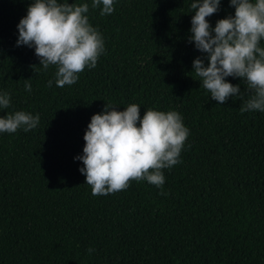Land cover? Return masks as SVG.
I'll return each mask as SVG.
<instances>
[{"label": "trees", "instance_id": "1", "mask_svg": "<svg viewBox=\"0 0 264 264\" xmlns=\"http://www.w3.org/2000/svg\"><path fill=\"white\" fill-rule=\"evenodd\" d=\"M32 2L0 0V92L11 98L0 116L40 118L27 132L0 133V264H264V112H241L252 95L244 79L225 78L240 94L224 104L201 86L193 61L208 60L190 41L194 0H114L106 15L92 0H67L89 5L104 52L63 88L56 66L44 70L34 46H17ZM234 14L221 0L207 19L214 28ZM106 103L182 116L189 136L180 163L163 169L166 194L133 180L92 195L74 158Z\"/></svg>", "mask_w": 264, "mask_h": 264}, {"label": "clouds", "instance_id": "2", "mask_svg": "<svg viewBox=\"0 0 264 264\" xmlns=\"http://www.w3.org/2000/svg\"><path fill=\"white\" fill-rule=\"evenodd\" d=\"M101 4V15L114 11V0H92L93 8ZM220 4L221 0H194L190 5L195 10L190 41L207 54L208 60L205 66L200 57L194 59L195 75L211 99L220 104L240 94V86L226 77L246 80L252 95L241 112H264V47L260 46L264 40V0H230L235 14L217 20L213 28L207 17L215 14ZM88 12L87 3L33 0L17 25V46H34L44 70L50 65L57 67V87L75 84L79 74L85 68H94L104 52L103 37L90 24ZM52 83L49 80L47 87ZM24 87L31 92L28 79ZM10 103V93L0 92V109H8ZM39 119L38 114L23 110L8 113L0 116V133L11 134L20 128L27 132L38 125ZM188 136L189 129L175 110L149 108L141 117L137 103L123 111L106 103L102 113L92 115L83 137V155L74 159L83 162L79 170L94 196L125 190L133 180H146L166 194L163 169L180 163Z\"/></svg>", "mask_w": 264, "mask_h": 264}]
</instances>
